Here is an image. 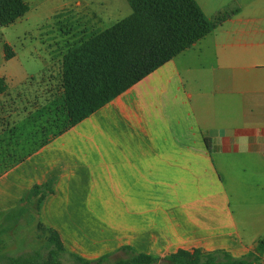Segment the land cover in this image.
Returning a JSON list of instances; mask_svg holds the SVG:
<instances>
[{"label":"crops","instance_id":"crops-1","mask_svg":"<svg viewBox=\"0 0 264 264\" xmlns=\"http://www.w3.org/2000/svg\"><path fill=\"white\" fill-rule=\"evenodd\" d=\"M195 1L209 20L237 13L60 134L47 126L62 58L112 14L75 0L56 16L61 28L70 20L78 28L62 31V49L53 38L58 68L48 79L28 73L3 45L0 264L36 251L30 231L38 222L91 261L132 255L122 248L159 264L181 249L241 258L264 239V0ZM49 182L39 213L31 216L30 205L14 213Z\"/></svg>","mask_w":264,"mask_h":264},{"label":"trees","instance_id":"trees-1","mask_svg":"<svg viewBox=\"0 0 264 264\" xmlns=\"http://www.w3.org/2000/svg\"><path fill=\"white\" fill-rule=\"evenodd\" d=\"M132 13L111 27L91 35L64 54L59 75L60 100L54 101L48 128L60 134L88 118L107 103L143 80L184 50L209 35L219 23L232 14L209 20L195 0H127ZM29 6L24 0H0V26H9L24 17ZM9 48L6 47L9 58ZM8 90L0 78V95ZM57 97V96H55ZM59 101V102H58ZM58 102V103H57ZM53 182L34 186L22 206L14 213L21 215L35 207L39 213L42 202L53 193ZM13 212H11L12 215ZM45 233L42 249L8 258L9 264H64L67 256L72 264H159L160 259L131 252L124 259L110 261V255L91 261L68 253L59 234L38 222ZM264 239L253 251L235 258L225 251L206 252L178 250L166 256L164 264H261Z\"/></svg>","mask_w":264,"mask_h":264},{"label":"rangeland","instance_id":"rangeland-1","mask_svg":"<svg viewBox=\"0 0 264 264\" xmlns=\"http://www.w3.org/2000/svg\"><path fill=\"white\" fill-rule=\"evenodd\" d=\"M74 2L75 0H30L29 11L24 17L9 26H0V73H5L7 70V63L3 58V45L5 43L9 45L17 57L15 62H20L28 73L36 75V79L39 76L43 77V74H45V77L48 76L45 78L48 79L51 73L56 72L57 63L52 61L51 53L52 48L57 47L55 42L58 41L53 38H58L59 47L62 49L64 48L61 45V42H63L62 31L78 28V24L72 20L65 21L63 23L64 27L61 28L58 23L60 20L56 16L62 15L65 10L71 8ZM87 2L93 12H110L112 14L110 20L105 21L100 26L101 29L111 27L132 12L127 0H87ZM73 15L76 16L75 13ZM49 28L52 31L51 34L46 33ZM90 34L92 35V33ZM30 82L33 83V81ZM36 212V209L32 207L31 216ZM25 223H27V220ZM30 233L31 235L37 234L38 237L35 250L42 249L49 233L36 229L34 225H31ZM63 262L64 264L73 263L67 256L64 257Z\"/></svg>","mask_w":264,"mask_h":264}]
</instances>
